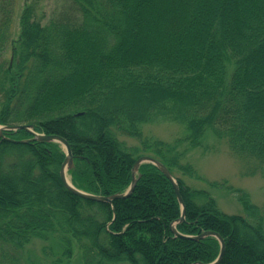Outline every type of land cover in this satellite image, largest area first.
<instances>
[{"label":"trees","instance_id":"1","mask_svg":"<svg viewBox=\"0 0 264 264\" xmlns=\"http://www.w3.org/2000/svg\"><path fill=\"white\" fill-rule=\"evenodd\" d=\"M9 51L10 57L5 56ZM183 125L172 141L144 125ZM31 125L64 138L74 188L132 193L112 205L74 195L61 181L56 142L0 134V264H209L220 244L175 236L213 231L217 264H264V211L225 181L243 215L220 211L184 162L206 131L264 177V0H62L49 19L37 0H0V126ZM137 145L127 146L120 138ZM186 143V144H185ZM181 176H179V175Z\"/></svg>","mask_w":264,"mask_h":264},{"label":"rangeland","instance_id":"2","mask_svg":"<svg viewBox=\"0 0 264 264\" xmlns=\"http://www.w3.org/2000/svg\"><path fill=\"white\" fill-rule=\"evenodd\" d=\"M39 8L49 19L58 11L62 0H37ZM5 56L10 57L9 51ZM145 136L172 141L182 138L187 134L183 125L174 122L158 121L142 127ZM127 146L137 145L136 141L129 138H120ZM186 144V143H185ZM184 162L190 163L196 170L200 179L181 176L193 189L207 191L216 201L218 209L226 214L243 215V209L233 192L213 188V181H225L233 189L245 192L249 200L261 207L264 211V177L260 175L244 174L246 168L242 161L231 153L226 142L215 137L210 131H206L202 139V145L194 147L187 153ZM72 264H81L79 252L73 249Z\"/></svg>","mask_w":264,"mask_h":264},{"label":"water","instance_id":"3","mask_svg":"<svg viewBox=\"0 0 264 264\" xmlns=\"http://www.w3.org/2000/svg\"><path fill=\"white\" fill-rule=\"evenodd\" d=\"M9 130H14V131L15 130H25L33 136V139H31V140L43 141V142H56V143L61 144L63 146V148L65 149V155H66L64 161L61 164L60 170H59V175H60L61 181L63 182L65 187L70 192H72L74 195H77L81 198H84V199H87L90 201L111 203L114 199L124 198V197L128 196L129 194L132 193V191L135 187L136 172H137L138 167L143 163H150V164L156 166L163 173V175L171 182L173 189H174V192H175V195L178 199V202L180 203V205L182 207L181 217L176 221V223L183 221V219H184V205H183V201H182V198H181V195L179 192L177 182L175 181L174 177L171 175L169 170L163 164H161L157 159L150 157V156H140L139 158H137V160L134 162V164L132 166L130 186L125 193L114 194L111 196L91 195V194H87V193H84V192L77 190L67 180L66 171L72 165V154H71L70 146L68 145L67 141L64 138H62L58 135H44V134L36 133L32 130L31 125L0 126V134L2 133V131H9ZM31 140H20V141H15V142L26 143V142H29ZM171 231L177 237H182L185 239H192V240H199V239H202L206 236L215 237L220 244V251H219V255H218L217 259L210 264H217L221 260V257H222L223 252H224V241L220 237V235H218L217 233H215L213 231H204L200 235L195 236V237L184 236V235L180 234L179 232H177V230L175 229L174 223L171 225ZM199 264H203V263H199Z\"/></svg>","mask_w":264,"mask_h":264},{"label":"bare ground","instance_id":"4","mask_svg":"<svg viewBox=\"0 0 264 264\" xmlns=\"http://www.w3.org/2000/svg\"><path fill=\"white\" fill-rule=\"evenodd\" d=\"M31 136H32V135H31ZM31 139H33V136L30 137V138H28V139H24V140H31ZM19 141H20V140H19ZM31 141H35V140H31ZM26 143H27V142H26ZM66 175H67V174H66ZM68 178H69V177H68V175H67V180H68ZM69 183H70V182H69ZM129 186H130V185H129ZM128 188H129V187H128ZM76 189H77V188H76ZM77 190H79V189H77ZM79 191H81V190H79ZM126 191H127V190H126ZM126 191H125V192H126ZM81 192H83V191H81ZM125 192H124V193H125ZM84 193H86V192H84ZM87 194H89V193H87ZM121 194H123V193H121ZM91 195H94V194H91ZM129 195H130V194H129ZM129 195H128V196H129ZM128 196H126V197H128ZM126 197H124V198H126ZM117 199H123V198H117ZM114 200H115V199H114ZM114 200H113V201H114ZM113 201H112V202H113ZM112 202H111V203L98 202V203H105V204H108V205H112ZM200 234H201V233H200ZM200 234H198V235H200ZM198 235H194V236H192V235H184V236L195 237V236H198ZM180 238H182V237H180ZM184 239H185V238H184ZM191 240H192V239H191Z\"/></svg>","mask_w":264,"mask_h":264}]
</instances>
